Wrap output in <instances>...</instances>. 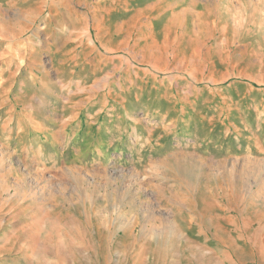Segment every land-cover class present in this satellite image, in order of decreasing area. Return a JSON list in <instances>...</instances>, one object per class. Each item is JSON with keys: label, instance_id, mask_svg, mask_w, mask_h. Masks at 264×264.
Segmentation results:
<instances>
[{"label": "rangeland", "instance_id": "rangeland-1", "mask_svg": "<svg viewBox=\"0 0 264 264\" xmlns=\"http://www.w3.org/2000/svg\"><path fill=\"white\" fill-rule=\"evenodd\" d=\"M0 264H264V0H0Z\"/></svg>", "mask_w": 264, "mask_h": 264}]
</instances>
